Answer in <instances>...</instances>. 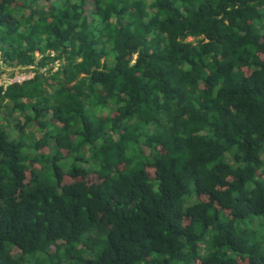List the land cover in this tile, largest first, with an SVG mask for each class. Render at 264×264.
<instances>
[{
    "label": "trees",
    "instance_id": "obj_1",
    "mask_svg": "<svg viewBox=\"0 0 264 264\" xmlns=\"http://www.w3.org/2000/svg\"><path fill=\"white\" fill-rule=\"evenodd\" d=\"M3 65L0 264H264V0H0Z\"/></svg>",
    "mask_w": 264,
    "mask_h": 264
},
{
    "label": "rangeland",
    "instance_id": "obj_2",
    "mask_svg": "<svg viewBox=\"0 0 264 264\" xmlns=\"http://www.w3.org/2000/svg\"><path fill=\"white\" fill-rule=\"evenodd\" d=\"M91 12L92 11H90V13ZM189 41L192 42V41H194V39H189ZM37 56L39 57V55H37ZM1 72H2V76H1L0 82H2V83L7 79V75L8 74H11V73H14V72H17L19 77H28V76H32L33 75L32 72L27 73V72H25V70L21 71L20 69H16V71H15L14 68H11L10 66H6V65H3V70ZM7 112H9V109H3L2 110L3 114H7ZM2 113H1V115H2ZM14 116L15 117H11L9 119H7V116H6V118L2 121V123H0L1 126L5 127V128H11L12 129V132H11L12 133V138H11L12 140H16V141H22L23 140V141H25L26 144L31 145L33 143V139L31 137V135H34L36 137H40L41 134L36 130V128H33V127H29L27 129V131H28V133L26 132L27 134L26 133L25 134H21L19 132V130L15 127L14 122L15 121L17 122V120H23V119L19 118L17 115H14ZM85 151H87V149H85ZM26 153H33L34 154L35 153V149L33 147H31V148L29 147V149H27ZM83 155H84V151H82V153L79 154V156H83ZM74 163H75L74 157L72 156V157H65L64 159L60 160L58 162V165L60 167H62L63 170L66 171ZM76 165L79 166V167H81V166L86 167V168H88L90 170H95L96 169L95 162L93 160H91L90 158H88V155H86L85 162H78V163L76 162ZM53 170L54 169H53V165L52 164L49 166V169L44 167L45 176H47V179L50 180V181H54L55 180L54 177L52 176ZM195 202H196V198L193 195V198L189 200L187 205H191V204H193ZM259 234H260V237L262 235H264V227L262 229V233L260 232ZM15 253H17V251H15Z\"/></svg>",
    "mask_w": 264,
    "mask_h": 264
},
{
    "label": "built area",
    "instance_id": "obj_3",
    "mask_svg": "<svg viewBox=\"0 0 264 264\" xmlns=\"http://www.w3.org/2000/svg\"><path fill=\"white\" fill-rule=\"evenodd\" d=\"M33 75L32 76H28V77H19L18 73L16 75H14V76H11V75L8 74L7 75V79L3 83L0 82V85H4L6 87L7 85H10V84H13V83H23L24 81L31 79L33 77Z\"/></svg>",
    "mask_w": 264,
    "mask_h": 264
},
{
    "label": "water",
    "instance_id": "obj_4",
    "mask_svg": "<svg viewBox=\"0 0 264 264\" xmlns=\"http://www.w3.org/2000/svg\"><path fill=\"white\" fill-rule=\"evenodd\" d=\"M21 70V69H20ZM25 70V72H27L28 71V69H24ZM22 71V70H21Z\"/></svg>",
    "mask_w": 264,
    "mask_h": 264
}]
</instances>
